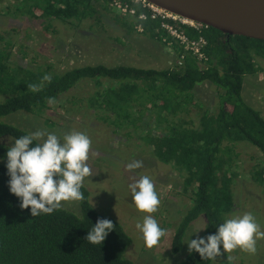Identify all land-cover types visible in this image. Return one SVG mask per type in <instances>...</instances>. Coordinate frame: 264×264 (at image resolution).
I'll list each match as a JSON object with an SVG mask.
<instances>
[{"label": "trees", "instance_id": "obj_1", "mask_svg": "<svg viewBox=\"0 0 264 264\" xmlns=\"http://www.w3.org/2000/svg\"><path fill=\"white\" fill-rule=\"evenodd\" d=\"M127 6L125 14H116L112 4ZM19 13L33 20L60 22L82 21L95 16L98 6L112 14L113 20L129 33L141 34L163 46L170 44L176 53L173 67L165 70L142 69L127 65H85L56 73L51 66L29 69L11 65L10 45L0 46V264H133L127 257L132 239L116 219L98 213L89 202L83 185L84 199L78 201L76 215L62 207L49 215L31 217L30 209H21L20 199L8 187L7 139L28 133L5 124L2 118L16 112L37 114L48 108V98L56 101L81 82H92L97 89L87 100V108L107 114L100 119L116 130L137 129L143 118L151 119L165 132H148L140 140L153 157L169 165L182 177L183 192L190 194L191 204L177 225L171 240L172 255L178 254L190 225L203 216L206 224L201 237L216 232L234 209L232 186L235 172V146L242 142L256 148L264 158V119L259 111L242 98L243 80L262 72L256 59H264V41L241 36H226L206 27L198 29L179 21L152 18V12L141 2L131 0H22ZM129 11H132L130 13ZM143 16L141 19L140 17ZM172 26L190 42L205 41L198 61L190 51L162 27ZM2 39V38H0ZM184 55L182 65L177 61ZM44 83L33 93L29 84ZM208 82L221 93L215 113L203 111L194 125L187 120L195 106L193 90ZM107 83V85H105ZM37 142L34 141L33 145ZM251 180L264 186V168L252 167ZM111 220L114 230L102 245L84 239L97 219ZM193 251L175 264H212Z\"/></svg>", "mask_w": 264, "mask_h": 264}, {"label": "rangeland", "instance_id": "obj_2", "mask_svg": "<svg viewBox=\"0 0 264 264\" xmlns=\"http://www.w3.org/2000/svg\"><path fill=\"white\" fill-rule=\"evenodd\" d=\"M22 6V0H0V46L9 43L11 65L20 64L32 70L51 66L54 72L62 73L85 65H127L160 71L175 64L176 53L170 44L163 46L148 39L141 34L140 28L129 33L113 20L111 13L98 6H95L94 17L79 22L33 20L18 12ZM114 9L116 14H125ZM256 63L262 72L244 77L242 98L264 119V59L257 58ZM96 90L92 82L84 81L40 113L20 111L1 121L28 134L43 130L61 139L72 131L85 133L92 141L87 163L93 175L85 178L83 185L89 192L91 206L98 213L120 222L132 239L126 257L133 264L179 263L189 255L186 242L201 237L206 220L200 216L190 225L181 251L172 255L171 240L191 204L190 194L183 192L180 174L160 163L140 140L148 132L155 135L165 132L155 123L154 117H144L137 129L116 130L100 119L107 114L87 108V100ZM220 93L208 82L196 85L193 90L195 106L189 109L187 120L197 125L201 112L215 113ZM5 143L14 144L9 139ZM235 152L239 156L235 159L238 177L232 186L234 209L227 218L251 212L260 230L264 231V186L251 180L252 167L264 168V158L245 142L237 144ZM133 161H142L143 166L130 172L126 165ZM142 176H148L155 186L160 205L152 215L166 230L158 245L151 249L145 246L142 234L136 228L137 223L143 222L145 214L135 209L128 187ZM62 208L76 215L80 213L78 201L63 202ZM256 249L255 254L239 249L224 254L221 249L222 254L212 264H264V239L257 240Z\"/></svg>", "mask_w": 264, "mask_h": 264}, {"label": "clouds", "instance_id": "obj_3", "mask_svg": "<svg viewBox=\"0 0 264 264\" xmlns=\"http://www.w3.org/2000/svg\"><path fill=\"white\" fill-rule=\"evenodd\" d=\"M51 74L43 76L40 84H29L28 89L40 92L44 83H51ZM50 106L56 104L48 98ZM37 143L33 145V142ZM91 139L82 132L72 131L61 139L54 133L37 130L14 140L6 152L8 187L11 194L20 199L19 207L30 209L31 217L49 215L62 207L63 202L84 199L81 188L85 178L91 177L92 169L87 161ZM143 166L142 161L126 165L128 171ZM135 209L145 214L136 228L142 234L144 244L151 249L158 245L166 230L162 229L152 215L160 205L155 186L148 176H142L129 184ZM114 230L111 220L97 219L88 231L86 239L93 245H102L109 232ZM258 239H264V231L251 212L226 218L214 234L188 240V252H197L201 259L215 261L223 253L237 249L255 254ZM229 259L231 257H228Z\"/></svg>", "mask_w": 264, "mask_h": 264}, {"label": "water", "instance_id": "obj_4", "mask_svg": "<svg viewBox=\"0 0 264 264\" xmlns=\"http://www.w3.org/2000/svg\"><path fill=\"white\" fill-rule=\"evenodd\" d=\"M185 24L264 41V0H140Z\"/></svg>", "mask_w": 264, "mask_h": 264}, {"label": "built area", "instance_id": "obj_5", "mask_svg": "<svg viewBox=\"0 0 264 264\" xmlns=\"http://www.w3.org/2000/svg\"><path fill=\"white\" fill-rule=\"evenodd\" d=\"M133 3H139L141 2V4L144 7L149 8V10L152 12V18H155L156 16H159L162 20H172V21H179L181 22V24H185V22H182L180 20H178L175 17L170 16L169 14H166L148 4H146L145 2H142L140 0H131ZM112 6L114 8H116L119 11H122L124 13L127 12V6L123 5L120 1H115ZM130 13H132V11H129ZM141 19L143 18V16L140 17ZM189 25V24H186ZM191 27H194L196 29L200 28V26H196V25H189ZM162 27L168 32V34L173 37L174 39H176L184 48V51H190L192 53L193 56H196L198 61H204L206 60V58L204 57V55L201 53V48L205 45V41L200 38L197 42H190L185 36H182L180 34H178L176 32V30L170 26L167 25L165 23H162ZM184 59V55H181L179 60L177 61L178 65H182V61Z\"/></svg>", "mask_w": 264, "mask_h": 264}]
</instances>
